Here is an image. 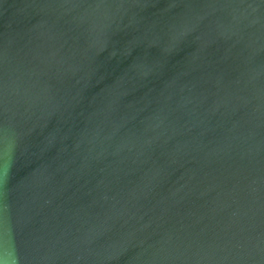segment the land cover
Masks as SVG:
<instances>
[{
  "label": "water",
  "instance_id": "obj_1",
  "mask_svg": "<svg viewBox=\"0 0 264 264\" xmlns=\"http://www.w3.org/2000/svg\"><path fill=\"white\" fill-rule=\"evenodd\" d=\"M0 264H264V0H0Z\"/></svg>",
  "mask_w": 264,
  "mask_h": 264
}]
</instances>
